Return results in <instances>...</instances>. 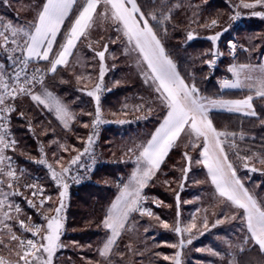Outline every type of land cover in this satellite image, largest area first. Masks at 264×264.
<instances>
[{
	"label": "rangeland",
	"instance_id": "1",
	"mask_svg": "<svg viewBox=\"0 0 264 264\" xmlns=\"http://www.w3.org/2000/svg\"><path fill=\"white\" fill-rule=\"evenodd\" d=\"M213 1L216 0H164L166 4L174 3V7L171 8L172 11L180 20L186 21L185 25H179V28H183V36L180 41H185L188 47V50L182 54L192 61L193 67L198 68V71H194V78L191 81L184 80L189 84L194 82L202 96L205 95L202 94L201 88L204 89V92L212 93L214 96L223 95L222 92L229 90L242 92L243 94L240 93V95H244L243 98L247 95H253L255 99L254 92L249 91L248 88H222L221 81L235 79L233 73L229 71V68L233 65L250 64L259 66L264 64V15L253 14L256 12L264 13V6L256 5L254 8H244L241 0H219L229 6V22L224 23V25L218 23L212 26L211 23L204 24L200 21L202 18L212 17L214 11L205 9V6L209 7L208 5ZM43 2L44 0H0V22L10 21L14 25H26L33 20L37 6ZM244 2L254 3V0H244ZM81 3H83V0H78V3L70 11L68 19H65L66 22L63 27L65 29L60 30L61 33H58L56 43L53 46V53L58 51L59 44L63 43L64 33L70 27V21L75 18L78 5ZM237 13H239L238 18L232 20L231 17ZM157 14L159 15V12ZM254 22H257V24H254ZM177 24L178 22H176ZM190 31L194 35L192 40L187 39V34ZM217 33H219V38L216 41L209 39ZM254 35L261 36L259 44H256L257 40ZM118 37L120 38L118 39ZM197 40L198 42L195 43ZM112 41H115V43ZM105 43L108 44V51L105 53L104 59L105 75L102 81V89L97 93L100 96L99 106L101 119L104 123L99 124L94 129L92 122L95 119L97 105L95 98L87 93L93 91L97 83H101L99 79L100 60L95 52L103 50V44ZM89 44L92 45L91 48L88 46ZM232 45H235V49ZM7 55L0 51V64L5 65L7 74H12V61L7 60ZM15 55L19 56L20 53ZM51 58H54L52 54H50ZM137 59V53L131 51V47L121 33L116 32L115 28L109 23L98 21L87 38L82 37L77 42L76 47L72 50V55L68 58V64L57 66V69L63 67L65 71V76H59L58 82L67 89L66 92L69 93V96L66 92L62 96L51 90L50 78L48 77L53 72L48 71L50 64L47 61L34 59L30 62L29 75H31L34 68H40L44 73H42L43 85L36 84L32 89L33 92L42 94L44 89H47L67 106L74 118L68 122V127H65L57 118L54 110H49L43 105L32 101L30 96H23L26 98V104L22 108H31L30 104L34 103L35 108L40 109V113L45 118L43 117L42 120L38 121L40 122L39 126L31 129L37 138L34 142V145L38 148L35 156L25 154L24 150L21 149L20 151L19 148L15 147H9L5 150L4 154L11 158V166L16 171V179L14 180L0 175V190L4 193H15L7 196L4 211H7L12 219L6 222L10 225L11 232L22 239H38L39 237H33L31 232L21 228L19 220L23 219L26 226L39 224L42 228L46 227L45 217L55 215L54 209L59 206V191L62 190L56 183L57 192L54 195H50L48 192L50 188L46 187V184L50 181L49 175H51V172L47 165L51 164L57 172L61 171V166L70 167V171L64 177L65 182L68 184V193L65 197L66 207L61 214L64 218V230L60 240L63 247L56 251L52 264H172L171 259L165 260L164 257H174L177 251L181 253V264H239V255L255 246L243 245V240L248 233L242 221V210L220 202L221 198L216 194L215 187L211 184L207 169L203 164L195 163L197 159H201L199 152L202 149L199 147L193 149L191 147L193 138L186 134H181L176 146L173 147L181 153V157L177 160L178 164L171 167L175 171L176 179L173 181L174 178L163 177L167 172L162 170L161 164L155 176L143 189L142 195L146 197V200L143 201V207L150 209L153 216H141L138 212L132 213L128 225H126V229L130 230L122 232L108 258L99 255V249L109 234L108 230L103 228V225H101V230L96 229L99 234L91 237L87 235L81 238L78 234L83 233V230L86 229L84 227L72 228L70 224L71 219L68 216V211L72 202V192L75 189L74 184L77 181L80 184L82 179H84L83 182L99 183L97 179L91 178V174L98 173L95 170L98 165H108V163L118 165L123 169V172H116V179L110 183L114 193L112 204L119 195L120 189L128 183L132 172L136 168L135 156L128 153L127 150L146 143L166 114V109L157 99V94L149 85L144 83L142 71L146 69V65L138 66ZM171 59L175 62L177 71L180 73L178 64L174 58L171 57ZM210 60H214L215 63L212 65L206 63ZM40 61L41 63H39ZM77 76L81 77L79 81L76 79ZM204 78L211 79L212 85L215 84L219 92L213 90L212 86H208L206 89L203 83L198 84V80L201 81ZM124 87H129L132 90L119 99L117 103L112 102L108 94ZM230 97L235 96L230 95ZM208 98L223 99L211 96ZM235 99L239 98L224 100ZM7 103L16 105L15 100H9ZM137 105H143L144 107L142 110L137 111ZM148 108H151L152 111L148 112ZM211 110L223 109L212 108ZM50 112L59 122L60 127L66 131L70 130L73 136V126L87 131V133L77 136L76 142L80 147H71L70 150L63 151L66 156L60 159L59 163L56 160L53 161L56 155L54 151L50 152L56 140L50 139V135L48 137L44 135L45 133H53L55 130L50 131ZM27 114L30 115V113ZM4 115L5 119L0 120V124H4L8 132V140H15V137L12 136L6 126L8 113ZM121 120L125 123H119ZM85 124L88 127H84ZM89 135L93 136L94 143L91 152L84 153L83 150L86 147ZM195 143L201 144L202 141H195ZM21 144L24 145L25 142L22 141ZM61 147L63 148L62 145ZM55 148L56 146L53 149L55 150ZM27 149H30V147L27 146ZM225 149L229 156V149L226 147ZM231 150L232 148H230ZM247 151L249 152V149ZM108 152H111V155H107ZM185 152L192 157L190 165L184 158ZM80 153L83 154L80 155L77 163L69 166V161ZM258 154H264V152H258ZM41 159L45 160L46 163H38ZM8 163L9 161H5V170H7ZM185 167H190L186 178L183 173ZM255 167L258 169L255 172L248 169L250 176L257 174L264 178V165L256 162ZM243 169L244 171L247 170L244 167ZM38 170H41V172H38ZM29 174L34 175V177L30 178ZM237 176L245 188L256 196L258 201L264 202V191L259 192L258 183L251 181L250 176L245 173L242 176L237 173ZM73 177L77 179H73ZM27 178L30 180L28 184ZM9 183H12V188L8 187ZM19 184L21 185L20 188ZM28 185H35L43 189L42 195L33 196L32 193L36 191V188L27 187ZM177 195L179 196V204ZM49 196L52 199L46 200L44 205L41 206L39 204L40 200ZM0 199H4V197L0 196ZM29 200L38 205L36 207L30 206ZM8 203L19 206L21 211L17 213L15 207L8 208ZM25 208L33 209L38 214L37 220L27 213ZM177 212H179V216H177ZM233 215L236 216V219H231ZM156 217H159V219ZM29 218L31 219L29 220ZM205 218L207 219V227H204ZM217 220H221L222 223L216 224ZM161 222L167 223L169 227L164 228ZM177 222H179L181 228L192 223H195L196 227L191 232L178 235L174 231ZM214 224L215 227H213ZM85 226L89 227L90 225L85 223ZM0 228H2V225H0ZM0 239H3L5 244L9 245V247H5L4 244H0V257H3L9 264H16L18 258L15 255V242L8 239L6 230L0 231ZM181 239L184 240L182 248L169 247L172 244L179 245ZM189 240H191V243H188ZM129 245H131V250ZM241 246H244L246 250L241 252L239 250Z\"/></svg>",
	"mask_w": 264,
	"mask_h": 264
},
{
	"label": "snow or ice",
	"instance_id": "2",
	"mask_svg": "<svg viewBox=\"0 0 264 264\" xmlns=\"http://www.w3.org/2000/svg\"><path fill=\"white\" fill-rule=\"evenodd\" d=\"M77 3L78 0H44L41 5L37 6L33 20L26 25H14L10 21L0 22V51L8 54L7 58L12 61L13 65L12 74H7L5 65L0 64V120L5 119L4 114L15 111V107L7 101H14L18 96H30L32 101L49 110H54L57 118L65 127H68V122L74 118L73 114L47 89H44L42 94L33 92L32 89L35 85H43L44 80L40 68L32 69L31 75H29V65L34 59L47 61L50 64L48 71L53 73L56 72L57 66H66L77 42L82 37L87 38L98 21L109 23L116 32L121 33L131 47V51L137 53L138 66L146 65V69L142 71L144 83L149 85L157 94V99L166 109V114L146 143L127 150L128 153L135 156L136 168L128 183L120 189L119 195L112 202L106 217L102 221L103 228L108 230L109 234L99 249V255L105 258L109 257L122 232L130 230L126 229V225H128L132 213L138 212L141 216H153L150 209L143 207V201L146 200V197L142 195L143 189L160 169L169 151L176 146L181 134L193 138L191 141L193 149L198 147L202 149L199 152L201 159H197L195 163L203 164L207 169L211 184L215 187L216 194L221 198L220 202L242 210V221L248 233L243 240V245L258 246L259 253L264 254V202L258 201L256 196L245 188L237 176L236 167L229 160L225 144L227 143L230 148L235 150V155L238 160L243 162V167L253 172L258 170L255 167L256 162L264 165V154L252 153L241 156L238 145L235 143L237 134L227 130H218L209 116V111L212 108L243 113L246 116H256L257 113L253 106L254 96L247 95L243 99L235 100L210 99L200 95V90L194 82L191 84L185 82L177 71L175 62L167 54L162 39L156 31V28L162 27L166 35L167 28L164 25L171 20L172 9L167 8L164 0H161L159 9L154 8L148 12L142 11V5H139L136 0H83V3L78 5L75 18L70 21V27L64 33L63 43H60L59 50L53 53V46L61 26ZM241 3L244 8H254L256 5L264 6V0H254V3L241 0ZM253 14L264 15V13L259 12ZM238 16L239 13L231 19L236 20ZM150 20L155 21L156 24L153 25ZM216 24L217 20L213 19L211 25L215 26ZM193 38V33L188 32L187 39L192 40ZM218 38L219 33L209 37L212 41H216ZM112 42L115 43V41ZM88 46L92 47L91 44ZM232 47L235 49V45ZM107 51L108 44L105 43L103 50L95 52L100 60L99 79L101 83H97L95 89L87 93L95 98L97 105L95 119L92 122L94 129L99 124L104 123L101 119L99 106L100 96L97 93L102 89V81L105 75L104 59ZM16 53H20V55L16 56ZM50 54L54 58L50 59ZM206 63L212 65L215 61L210 60ZM229 71L233 73L235 79L221 81L222 88H248L249 91L254 92L256 98L264 100V64L259 66L233 65ZM76 79L79 81L81 77L77 76ZM143 107V105H137L136 110L140 111ZM147 111L151 112L152 109L148 108ZM20 115L23 116L24 113L21 112ZM119 123L123 124L125 121L121 120ZM84 127H88V125L85 124ZM7 137L8 132L4 124H0V175L14 180L16 179V171L11 166V158L4 153L7 148L14 147L16 142L15 140L9 141ZM230 137L232 138L231 141H229ZM243 138L241 133L240 139ZM195 141H202V143L197 144ZM93 143V136L89 135L83 152L90 153ZM82 154L74 156L69 161V166L76 164ZM184 158L190 165L192 157L185 152ZM5 161H9L7 170L4 167ZM38 163L45 164L46 161L41 159ZM47 166L52 179L62 189L59 191V206L54 209L55 215L45 217L46 227L43 228L39 224L26 226L23 219L19 220L20 227L31 232L33 237H39L38 239H22L11 232V227L6 221L12 217L7 211H4V208L7 196L15 193H4L0 190V196L4 197V199H0V225H2L0 231L6 230L8 239L15 242V255L18 258L16 264H52L56 251L63 247L60 240L64 230V218L61 214L66 207L65 197L68 193V184L64 177L70 171V167L61 166V171L57 172L51 164ZM189 170L190 167L183 169L185 178ZM73 179L77 178L73 177ZM8 187L12 188V183H9ZM27 187L36 188V191L32 193L33 196L43 193V189L38 186L28 185ZM51 199L50 196L41 199L40 205L43 206L46 200ZM177 202L179 204L178 195ZM28 203L32 207L37 206L32 200H29ZM7 207H15L17 213L21 211L19 206H14L11 203H8ZM177 216H179V212H177ZM156 218L159 219V217ZM231 219H236V216L233 215ZM161 223L164 228L169 227L167 223ZM219 223L222 221L217 220L216 224ZM195 227L196 224L192 223L181 228L177 222L174 231L180 235L184 232H191ZM204 227H207L206 218ZM188 243H191V240ZM0 244L9 247L3 239H0ZM183 246V239L180 240L179 245H169V247L174 248H182ZM129 249L131 250V245H129ZM239 250L243 252L246 248L241 246ZM180 255L181 253L177 251L174 257L165 256L164 259H171L172 264H181ZM0 264H9V262L0 257ZM258 264H262V262H258Z\"/></svg>",
	"mask_w": 264,
	"mask_h": 264
},
{
	"label": "trees",
	"instance_id": "3",
	"mask_svg": "<svg viewBox=\"0 0 264 264\" xmlns=\"http://www.w3.org/2000/svg\"><path fill=\"white\" fill-rule=\"evenodd\" d=\"M136 1L139 5H142V11L145 12L151 11L154 8L159 9L161 6V0H136ZM166 5L167 8L174 7V3H168ZM208 6L209 7L205 6V9L213 10L214 13L216 14L213 13L212 17L209 18H202L200 22L204 24H210L211 23L210 21H212L213 19L217 20V24L220 23V25H224V23L227 24L229 22L228 10L230 9H228L229 6L225 2L216 0L213 1L212 3L210 2V5ZM65 22L62 26L61 31L65 29L63 28ZM176 22H178L177 25ZM151 23L153 25L156 24L155 21H152ZM185 24L186 21L184 22V20H180L177 17V15L174 13V11H172L171 20L167 21L164 25V27L167 28V34L166 35L164 34L162 27L156 28V31H158L160 38L162 39L167 54H169L170 57L174 58V60L178 64L181 75L187 81H191L194 78L193 75L194 71L195 72L198 71V68L193 67L192 61L189 58L184 57L182 54L184 51L188 50V47L185 44V41L183 40L180 41L181 37L183 36V28H179V25H185ZM254 24H257V22H254ZM254 36H256V40H257L256 44H259L261 36L259 35H254ZM197 42L198 40L195 41V43ZM39 63H41V61ZM59 76L62 77L65 76V71L63 67H59L56 72L50 74V76L48 77L50 78V87L52 88L51 89L52 91L57 92L60 95L64 96V93L67 91V89L64 88L63 84L61 85L58 82ZM211 81H212L211 79L208 80L207 78H204L201 81L198 80V84L203 83L206 89L208 88V86H212L213 90L219 92V90L216 88V85L215 84L212 85ZM201 89L203 91L202 94L207 97L211 96L213 98H223V99H232V98L243 99L244 97V95L243 96L240 95V93L241 94L243 93L239 91L228 90L227 92H222L223 95L214 96L212 93L208 94L204 92L203 88ZM131 90L132 89L129 87H124V88L116 89L111 93H109L108 95L109 97H111L112 102L117 103L119 99L124 97L125 94L129 93ZM67 95L69 96V93H67ZM230 95L231 96L233 95L235 97H230ZM15 104L16 105H13L15 107V111L8 113L9 117L6 123L9 132L12 134V136L15 137V141L17 142L15 143L14 147L19 148L20 151L21 149L24 150L25 154L27 153L28 155L35 156V154H37L38 152L37 146L34 145V142L37 138L32 133L31 129L35 128L36 126H39L40 122L38 121L42 120L44 116H42V113H40L41 112L40 109L35 108L34 103L30 104L31 108L23 107L24 108L23 109L22 106L26 104V98L23 96L17 97L15 99ZM253 106L257 113L256 116H246L243 113L227 112L226 110H211L209 114L210 118L213 121L214 126L218 130L221 131L227 130L229 132H233L237 134L235 137V143L238 145V150L240 151L241 156L249 155L252 152L255 153L264 152V123H262V121H264V100H261L260 98H255L253 100ZM21 112L24 113L23 116L20 115ZM27 113H30V115ZM53 129H55L53 133L44 134L46 137L50 135V139L52 138L56 140L54 144V147L56 146L55 150L53 149L54 147L52 146L50 151V152L54 151V153L56 154L53 158V161L54 160L59 161L60 159L64 158L66 154L63 151L65 150L68 151L70 150L71 147H80V145L76 142V139H78L77 136L87 133V131L82 130L79 127L73 126L72 127V133H74L73 136V134L70 133V130H67L68 131L67 132L64 128L60 127L59 122L56 121V119L53 117L52 113L50 112V131ZM241 133L243 134L244 137L243 139H240ZM231 140L232 138L230 137L229 141ZM22 141L25 142L24 145L21 144ZM61 145L63 146V148L61 147ZM27 146H29L30 149H27ZM103 147L109 148L108 146H103ZM225 147L229 149V159L236 167L237 173H239L240 176H242L244 173L247 176H250V173H248L249 171L248 169L244 171L243 162L237 159L235 155V150L232 149L230 151V148L227 143L225 144ZM58 148H61L63 150L61 149L59 150ZM248 149L249 152L247 151ZM107 155H111V152L110 153L108 152ZM180 157H181V153L179 150L174 148L170 150V152L168 153L167 157L164 160V163L162 164V170L167 172L165 176L163 175V177L167 176L170 179L174 178L173 181L176 179L177 176L175 174V171H173L171 167H175L176 164H178L177 160ZM95 170L98 173L91 174L92 176L91 178L97 179L99 183L83 182L84 179H82L80 184H78L77 182L74 184L75 189L72 192V196H71L72 202H71L70 210L68 211V216L71 219L70 224L72 228L84 227L86 229L83 230V233L78 234V236L81 238L87 235L91 237L99 234V232L96 229L98 230L102 229L101 226L102 221L106 215V211L110 206L114 196L112 185L110 183L111 181L116 179V172H123V169H121V167L115 165L114 163H108V165L107 164L98 165V168ZM38 172H41V170H38ZM29 176L30 178L34 177V175L32 176L31 174H29ZM49 176H50V181H48L46 187L50 188L49 189L50 191L48 190L50 195H54L57 192V189L55 188L56 182L53 179H51L52 178L51 175ZM158 176L160 175L158 174ZM250 179L251 181H255L256 183L259 184L258 186V188L260 189L259 192L264 191L263 177H260L257 174H252V176H250ZM27 180H28L27 182L28 184L30 180L28 178ZM170 184L172 185V183ZM20 187L21 185L19 184V188ZM25 211L31 214V216H34L35 219L37 220L38 214H36L33 209L25 208ZM85 223H88V225L90 226L86 227ZM258 262H262V264H264V254L259 253L258 246H254L253 248L247 249L244 253L239 255L238 258L239 264H258Z\"/></svg>",
	"mask_w": 264,
	"mask_h": 264
}]
</instances>
